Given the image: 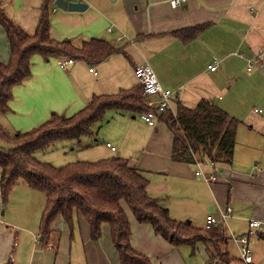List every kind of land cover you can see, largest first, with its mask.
<instances>
[{
  "label": "crops",
  "instance_id": "1",
  "mask_svg": "<svg viewBox=\"0 0 264 264\" xmlns=\"http://www.w3.org/2000/svg\"><path fill=\"white\" fill-rule=\"evenodd\" d=\"M44 1L1 0L0 7L25 32L34 34ZM55 1L50 0V35L54 40L71 41L81 48L93 39H104L121 51L93 65L74 59L67 69L57 65V58L35 55L31 76L14 88L10 111L1 114L0 125L14 134L29 131L55 114L71 116L94 96L113 95L139 85L135 67L148 63L162 86L174 92V110L178 103L195 109L206 101L240 120L234 161L217 163V181L206 182L196 176L195 164L174 160V134L164 122L158 118L153 127L140 114L118 111L107 112L106 119L110 126L105 146L112 157L127 158L144 172L150 182L149 195L159 199L178 222L206 228L210 215L220 219L230 206L232 214L225 225L228 236L247 234L250 220L264 224V115H257L263 113L256 111L257 106L254 114L235 115L234 111L252 87L264 92V0H188L181 7H173L172 0H72L86 3L85 11L64 10ZM203 24L207 28L191 40L174 34ZM258 53L260 62L249 73L247 61ZM10 57V43L0 25V62L7 63ZM215 57L220 63L213 72L209 66ZM99 140L95 129L94 134L69 143L63 154L79 146L81 150L92 148V142ZM205 171L209 172V167ZM17 192L21 204L31 206L32 220L23 221L24 207L16 219L1 215L0 264H121L110 225L104 223L102 237L93 240L84 217L76 220L73 236L64 218L58 217L52 224L51 245L42 247L37 237L47 197L23 181L15 187L13 193ZM11 204H3L0 190V210ZM129 217L132 246L154 264H209L203 244L195 251L188 245L175 247L156 235L150 224L138 222L132 212ZM18 226L23 231L16 234L20 241L11 250L13 228L19 230ZM229 238L225 249L232 257L230 264H245ZM252 251V264H264V228L252 238Z\"/></svg>",
  "mask_w": 264,
  "mask_h": 264
},
{
  "label": "trees",
  "instance_id": "2",
  "mask_svg": "<svg viewBox=\"0 0 264 264\" xmlns=\"http://www.w3.org/2000/svg\"><path fill=\"white\" fill-rule=\"evenodd\" d=\"M0 25L6 31L11 48L9 62H0L1 114L10 111L14 88L31 76V62L35 55L72 58L93 65L121 51L104 39H93L81 48L71 41L54 40L50 35V0L43 3L42 17L34 34L25 32L1 7ZM207 26L203 24L174 34L188 41L201 34ZM109 111L137 115L150 111L143 87L139 84L117 94L94 96L77 113L71 116L55 114L26 132L12 134L0 125V140L9 148L0 147L3 204H8L13 189L22 181L46 195L39 227L40 244L44 248L52 242V224L58 217L64 218L72 236L76 220L84 217L90 225L93 240L102 237L104 223L110 225L121 264H154L132 246L129 217V212H132L138 222L150 224L156 235L173 246L188 245L195 251L199 244H203L209 254V264H230L232 257L225 249L229 238L227 233L174 220L160 200L149 195V179L129 159L118 156L56 167L36 158L37 151L54 147L58 142L80 141L82 137L94 134L95 127ZM159 120L174 134L175 161L195 164L198 156L216 163H233L240 120L220 106L203 101L195 109H189L178 103L176 116L167 112L159 115Z\"/></svg>",
  "mask_w": 264,
  "mask_h": 264
},
{
  "label": "built area",
  "instance_id": "3",
  "mask_svg": "<svg viewBox=\"0 0 264 264\" xmlns=\"http://www.w3.org/2000/svg\"><path fill=\"white\" fill-rule=\"evenodd\" d=\"M72 1V0H69ZM188 0H172L171 5L173 7H181L187 3ZM107 31L112 33V28H108ZM119 38L118 40H120ZM261 53L256 54L254 57L248 59L247 61V71L250 73L253 71L254 67L257 63L260 62ZM75 61L72 58L68 59H57V65L63 69H67V67L73 64ZM220 59L218 57L214 58V61L209 66L211 71H217L219 69ZM91 71H94L92 68ZM135 76L138 80V83L143 87L144 99L149 107L150 111L146 113H141V119L147 123L149 126H156L159 115L167 112H172L174 116L177 115V111L173 109V97L174 92L170 89H165L160 83L158 76L154 69L148 63H141L135 67ZM256 111L262 112V110L256 109ZM108 147L112 149V151H116V147L112 146L110 143L107 144ZM206 160V159H205ZM196 157L195 166L196 171L195 174L200 179L205 180L206 182H216L217 181V163L208 160L207 162ZM205 167H209V172L205 171ZM232 214V207H227L221 214L220 219L215 215H210L207 219L206 229L213 230L214 227H219L220 230H224L226 232V222L228 218ZM264 228V224L257 220L249 221V231L247 234L237 235L235 233H231L229 235L230 238L234 240L236 245L238 246L240 256L242 261L245 264L253 263V251H252V238L262 233ZM37 242L40 243V238H37ZM17 245V243H16ZM51 244H49L50 246Z\"/></svg>",
  "mask_w": 264,
  "mask_h": 264
},
{
  "label": "rangeland",
  "instance_id": "4",
  "mask_svg": "<svg viewBox=\"0 0 264 264\" xmlns=\"http://www.w3.org/2000/svg\"><path fill=\"white\" fill-rule=\"evenodd\" d=\"M263 95H264V92L261 89H255L252 87L250 89V91L246 94V97H244L245 101H243L242 103H239L238 107H234L235 115L254 114V106H257L263 112L262 114L258 113L257 115L260 117L263 116L264 115V96ZM108 114L109 113H107L104 120L95 127L96 133L100 136V140L98 142H92V144H94V146L92 148L81 150V148L79 146V147H77V150H75V151L69 150V153L64 155L63 149L67 145H69V143H73L75 141H63V142H58L54 147L48 148L46 150L37 151L35 153L36 158H38L42 162H47V163L53 164L56 167H62V166H65L69 163H72V162H77V161L94 162V161H98L101 159H105V158H109V157L114 156V155H111V153L107 150V148L105 146L106 142L108 141L106 129L110 126L107 123L108 120H106L108 118ZM0 117H2L1 113H0ZM99 132H100V134H99ZM84 137H86V136H84ZM92 141H94V140H92ZM0 147L5 148V149H9V148H7L8 146L6 144L1 142V140H0ZM14 190H15V188L13 189L10 200H9L8 204L6 205V206H8L10 204V202L12 201L11 206L8 209L6 207H4L3 209L0 210V217H1L2 213L4 212V213H7L8 218H15L16 219V217H20L21 207H24V211L22 212V216L24 218H22V219L24 222L30 223L29 221L32 220V217L30 218V211H32L31 210L32 208H31V206L21 204V197L19 198V200L17 198V196H19L20 193L17 192L14 194L13 193ZM19 219L20 218H17V220H19ZM19 226H21V225H19ZM21 228L22 227H19V230H17V228L16 229L13 228V230L15 232L14 233L15 238H14V242H12L11 250L13 249V246L17 247V245L19 244L20 240L17 238L18 236H16V234L22 233L23 228L22 229ZM229 240L232 241L230 243V245H235V242L232 238H229ZM16 243H17V245H16ZM24 245H25V243H24ZM231 248H232V246H231ZM11 253L12 252L10 251V254Z\"/></svg>",
  "mask_w": 264,
  "mask_h": 264
},
{
  "label": "water",
  "instance_id": "5",
  "mask_svg": "<svg viewBox=\"0 0 264 264\" xmlns=\"http://www.w3.org/2000/svg\"><path fill=\"white\" fill-rule=\"evenodd\" d=\"M55 5L69 11H85L88 8V5L81 1L56 0ZM2 214H4V212Z\"/></svg>",
  "mask_w": 264,
  "mask_h": 264
}]
</instances>
